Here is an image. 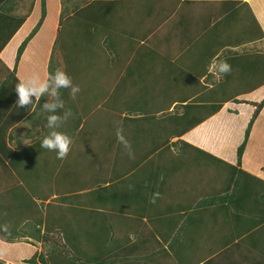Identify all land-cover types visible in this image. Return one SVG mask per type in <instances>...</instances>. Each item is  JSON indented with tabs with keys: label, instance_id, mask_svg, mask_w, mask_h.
Returning <instances> with one entry per match:
<instances>
[{
	"label": "crops",
	"instance_id": "0c3cea01",
	"mask_svg": "<svg viewBox=\"0 0 264 264\" xmlns=\"http://www.w3.org/2000/svg\"><path fill=\"white\" fill-rule=\"evenodd\" d=\"M241 1L245 2V0ZM46 2L47 5H49V0H46ZM134 2L135 0L132 2L122 0L121 2L117 3V9L122 11L121 14L118 11L119 18H123L131 11L135 12V9H131ZM180 3H182V0H178L177 3H174V6L179 7L181 6ZM6 4H8V7H6ZM247 5L249 8H252L250 2ZM47 8V13L49 14L50 8ZM137 11L139 12V7ZM252 11L254 12L253 19L255 20L256 30L254 37H252L250 34L252 24H247L245 19L242 17V14L235 20L233 18H231V20L226 19L227 21L225 20L223 23L216 26V30H218L216 38L218 39L219 43L216 45V47H214L216 52L212 56L213 59L210 61L211 65L214 61L218 62L216 61V58L220 56H238V59L242 58L241 61H236L234 63L235 65L233 64V71H231V73L229 72V75H232V77L233 75H237L236 78L242 84V87L240 89L236 88L237 91L230 96L229 102H226L218 112L214 113L213 115H210L209 113L204 114L205 118L203 122L195 128L189 130L183 137L185 141L208 150L209 152L214 153L215 155L227 160L232 164L237 163V147L239 146L237 144L239 141H241V138L244 137V131L248 125V122L250 121L252 114L254 113L256 107L255 104L261 102L264 98V83L259 85L256 84L264 81V76L261 75L262 72L259 71L261 66H264V13L262 12L259 14L255 10ZM0 13L1 43L5 41L2 35V32H4L3 27H6L7 25L10 26L9 23L12 22L15 26L19 25V28L12 34L10 38L6 40L7 42L5 46L0 48V195L4 194V185H6L7 181L12 178L10 176L12 171L14 177L13 180H18L20 184H24L28 187L31 186L33 188L30 193L33 195L32 198L34 200L41 202L44 200V196H46V202H51L53 205L56 203L60 204L63 203V201H60L59 198L64 197L67 194L72 195V193L62 191L63 194H61L59 192L60 190L56 188L52 189L49 193H44L46 190L52 188L50 184L43 186V190H40L38 189L40 182H35L31 185H28L25 181L28 177L31 180H34L31 174L35 170H44L43 164L42 167L40 165V159H42L43 162V154L45 153V149L40 147V142L43 138L50 136L52 133V131L49 130L51 127L46 126L45 124V119L48 117L44 116V109L46 104H50L53 95L49 97L50 99H48V101L45 100L47 92L41 95L39 99L33 95L32 97L34 100L31 99V104L25 105L23 107H17L16 101L18 100V94L15 92V86L19 82L13 79L14 77L12 75V72H14L19 81L23 79L27 84L32 76L38 75V69H41L40 71H42V68H44L46 70L44 72L45 75L43 78L39 77V79L43 82H48L47 67L49 56L46 57L45 65L42 64L43 67L37 68L36 72L32 62L38 53L35 52V44L37 43V40L39 39L46 22L48 23L51 18L47 17L48 14L46 15V20L44 19L45 22L43 21L42 23L43 27L39 32L33 35L25 47L20 59L17 61L16 57L19 46L31 33L32 29L40 19L42 13L41 0H3L0 2ZM12 17L15 18L14 21L11 20ZM21 20L24 21L22 22ZM236 22H238V25ZM50 23L52 24V22ZM118 25L119 23L116 26L118 28L117 30L124 34L125 30H122ZM7 31H10V29ZM202 42L203 41L200 40L198 44H203ZM198 47H203V45ZM49 52L50 51H48L47 54H49ZM243 63L245 66L242 65ZM252 68L255 69L253 77L248 78L242 73L244 71L247 72ZM208 72L212 73V76L209 78V86L211 88H215L214 85L219 87V84H221L226 77L223 76V74L218 73L220 78H216L217 80H214L213 76L217 73L210 72L209 68ZM234 107L238 108L239 112L236 110L233 111L232 109H235ZM263 117L264 107L260 111L258 118L253 124L254 131L252 135L250 134L251 138L243 153L241 163V167L244 170L251 172L262 180H264V158L261 152L256 149V147L259 146H254V136L255 130H257V123ZM239 129H243L242 132L238 131ZM183 138L181 136V139ZM190 139H193L194 142H192ZM72 140L74 143V137ZM72 148L73 144L70 146L69 153L71 152ZM93 149L100 150L99 153L95 154L96 160L93 164L89 165L90 163H86L89 165L83 170H87L85 171L86 175L84 176V183L86 186L85 189L78 190V192H90L93 190V188L107 186L110 183V185L112 184V187H114L116 190L124 188L128 189L130 187L132 191H134L135 196L130 205L126 207H123L122 205L118 206V209L113 211L107 206H105V208L102 206V212H100L98 215H95L94 220L91 219L89 223L85 221L86 219L84 221L75 220L76 218H85L86 213H84V211L77 212L75 215L76 217L68 215L67 221L69 225H72V227L76 228L75 230L77 231H75V233L79 234L84 231V239L81 249L86 251L85 253L87 256L89 255L91 258L95 257L102 259V264H155L150 255V253L153 251L152 249L156 247V240L153 235L157 234V232L166 234L170 233V237L166 242H164V248H169L170 240L175 232L179 228L181 229L188 226L187 222L185 223L186 214L194 210L198 200L210 195L208 192L206 193V190L204 189V186L207 185L201 181V183L199 182V186L196 185V188L190 187L184 192L178 188L177 191L170 190L169 195L164 197L166 198L167 203L170 205H164L161 202L162 197H159L161 194L156 199V202L152 203L151 200L153 198V194H155V191L153 189H148L151 187L154 188L157 186V184L153 180L149 182L150 176H141L140 174L138 177H133L129 181V178L138 172L136 169L137 165H144L146 162L148 163V161H146L147 157H142L141 159L137 160L134 162L133 166H131L132 162L130 164L127 163V169H119L118 165L122 163H115L109 171L108 163L106 162V159H104V154L107 152L105 148H101L99 145H96L93 147ZM223 149L227 152L232 151L231 155H229L227 152H223ZM251 154L255 155L252 162L249 161ZM99 155H102L103 161H101ZM52 159L54 160L53 155ZM140 160L143 162L140 163ZM57 164V162H52V164L49 165L46 170L52 171V169L59 168ZM95 166L100 168L96 169ZM153 167L155 170L149 172V174L154 175L153 172H157V174L152 177H156L157 180H161L162 166L153 165ZM6 169H9L8 172L10 173L5 172ZM108 172L111 173L110 177H108ZM227 176L229 175L225 171H220L212 167V178H214V180H219V178L228 179ZM88 179L89 182L87 184L86 181ZM214 180L211 181V186H213ZM145 181H148L149 184L145 183ZM69 182L74 181L70 180ZM215 184L218 186L219 183ZM51 185L54 187L56 182L51 183ZM199 187H202V190L199 189ZM180 190L181 192H179ZM145 191L151 192L147 194ZM179 193L183 194V198L178 196ZM213 194L219 195L220 191L218 189H213L212 195ZM74 200L77 202L81 201L80 199ZM57 209L58 207L54 208V206H52L51 211L46 210V212L39 216L42 217V219L38 218V223H42V226H39V228H41V232H46L47 230L44 223L46 221L45 217L47 214L51 212V215L49 216L50 218H58L59 215H56L58 214L56 211L59 210ZM17 211H19V209ZM169 212L171 214H168ZM207 221L204 222L205 225L201 226L204 234L201 237L192 236L191 239L194 238V241L188 240L189 242H185L184 247L186 248L182 250L186 251V255L189 250L199 249L197 252L198 254L200 250H202V253H205L202 255V258H199V255L195 254L193 256L182 258L183 260H178V262L174 252L169 249L168 255L161 259L162 264H208L209 261L223 255H225L223 256L225 258H229V260L234 259V261L238 264H264V222L261 223L257 228L245 230L247 228L244 227L241 229L244 230L241 235L235 238L233 241L228 244H224L222 242L214 250H210L212 241L216 240L215 236L217 234L224 235L228 232L230 234L235 232L231 230L230 227H227L229 226V223L227 222L224 215H220L218 219H211V222L215 221L216 223L214 226H222L221 231L206 233L203 228L206 226ZM82 225H84V227H82ZM246 227L248 226L246 225ZM168 228H170L171 231H169ZM191 228L193 227H189V235L194 233L196 234L195 230L197 231L200 229L198 227L193 231ZM101 229H104V232H101ZM106 231L108 232L107 235L105 234ZM229 233L228 235H230ZM104 234L106 236L105 239L102 238V235ZM253 234L260 235L259 240L257 241V248L255 246H250L247 243L250 237L255 236ZM203 238L208 239L209 243H203ZM37 244L43 245V242H36L35 244L24 241H18L14 243L6 242L5 245L3 244L0 246V256H2L1 259L5 260L6 264H13L10 261L11 259H9L10 254L7 248L21 249L22 252L20 257H23L24 255H22V253L25 251L29 252V248L32 249L36 247L34 245ZM252 247L254 250H261V252L254 254V259L251 256L253 254ZM203 249L207 250L204 251ZM144 253L147 255V258H143L145 255ZM5 257H8V259H5ZM20 257L18 260H21ZM223 260V263L225 264V259ZM90 264H96L95 260L92 259ZM212 264H219V262Z\"/></svg>",
	"mask_w": 264,
	"mask_h": 264
},
{
	"label": "rangeland",
	"instance_id": "374dc122",
	"mask_svg": "<svg viewBox=\"0 0 264 264\" xmlns=\"http://www.w3.org/2000/svg\"><path fill=\"white\" fill-rule=\"evenodd\" d=\"M81 1L82 0H49V5H47L48 1L46 2V14L44 16V19L48 14L47 7H49L50 13L47 15V17H50L51 20L50 21L47 20L49 22L48 23L46 22L42 30V33L39 39L37 40V43L35 44V52L38 53L34 61L32 62L34 65V70L36 72L37 68L43 67L42 64L45 65L46 57L49 56L47 73L50 82L49 81L47 82L49 84V89L48 91H46L47 92V95L45 96L46 101L50 99L49 97L52 95V89L55 87L54 84L55 74L54 72L52 73L51 71L52 69H55V73H56V71L60 69L66 72V69L69 66V55L65 54V50L68 51L67 47L73 45V44L72 45L67 44L66 39L61 38L62 36L59 37L60 34L59 29H62L60 21L64 17L67 18L71 14V11L73 10L74 7L73 5L80 4ZM83 1L87 3L89 2V0H83ZM127 1L132 2L134 0H127ZM177 2L178 0H135L131 8V9H135V12L131 11L129 14L123 17L124 19L117 18L115 21V25L117 26V24L119 23L118 26L122 30H125L126 32L124 36L119 35L120 36L119 42H121V44L117 51L118 53H116V47L115 49H110L107 47L105 48L106 54L103 56L102 54H100V57H98L97 51H95L93 45L91 44L87 45L86 43L84 44L85 48H83L84 50L83 53L77 54V51H74L75 53H73L74 54L73 58L76 62L74 61V63H70V64L73 66H77V63H79L80 65L86 67L87 72H85L86 74L85 76H87L88 73L89 74L91 73V68L93 67H95L97 71H100L102 69L101 71L102 73H104V69L106 68V66H108L107 73L104 76L106 77L107 81L104 84L105 86H101L100 88L103 91V93L101 94L105 96L104 98L101 99V94H99L97 95L98 98H96L91 94V92H88L85 96V94L81 93L80 91L77 94L76 98L73 99L71 97V88L64 89L65 92L59 93L57 104L62 106L58 108L65 111L57 112L55 114L57 115V117L59 116L58 117L59 119L55 124L51 126L49 130L52 132H57V131L64 132L67 135H69L71 139H73L74 137V143L72 142L74 151L72 153L70 152L64 159H58L54 151H49L45 149V153L43 154V162L42 159H40V165L42 167L43 164L44 170H40V171L35 170L31 174L34 180H31L29 177L25 180L28 185H31L35 182H40L38 189L43 190L44 188L43 186L50 184L52 188L46 190L44 193H49L52 189L55 188L61 189L59 188V186L61 185L65 186L66 190H68V187L75 188L76 186L78 187L86 186L84 183V176L86 175L85 171L87 170L85 171L83 170L84 168H87L89 165L95 162L96 160L95 154L99 153L100 149L94 150L93 147L97 145L95 144L97 140H99L100 138L103 139V137L105 138L107 136V134L104 133L107 130L109 132V135L113 137L112 144L110 143L109 146V151L105 152L106 154H104V159H106V162L108 163L109 171L111 170L113 164L115 163H119V162L122 163L118 165V167L119 169H125L126 166H128L127 163L130 164L132 162L131 166H133L134 162H136L137 160L141 159L142 157H147L146 161H148V163L146 162L144 165L143 164L137 165L136 169L138 172L134 176H131L129 178L130 181L133 177H138L140 174L141 176H154L155 174H157V172H153L154 175L149 174V172L155 170L153 165L159 166V163L163 165V167H161V175H162L161 180L160 179L157 180L156 177H153L152 180L156 182L157 186H155L154 188L151 187L148 190L153 189L155 191L154 193H159V195L161 194L159 197H162L161 202L164 205L169 204L167 203V200L164 197L166 195H169L170 190L177 191L178 188L181 189L182 192H184L187 191L190 187L196 188V185L199 186L201 181H203L204 184H208V183L211 184V180H214V178L210 177V175H207L206 173L203 175L202 173L200 176L202 175L203 176L198 177V175H195V171L193 170V168L192 169L189 168L191 164L190 152L185 151L186 152L185 154H179L182 147L181 146L182 144L180 142L181 137H178L179 139H177L176 137H172L176 132L182 131L189 124L188 117H185L186 121L176 123L177 114L178 115L182 114L183 108L182 105H180V102L176 103L175 101L184 100L186 98L195 95L197 96L200 93L199 91L204 89L202 87L203 84L209 85L208 84L209 79L201 77L202 79H200V81H197L198 79L195 80L194 78H189L190 73H192L193 71L192 69L189 70L186 68L189 65L182 64L180 67L179 65H177L175 66L177 70H174L173 65H171L170 63H166L170 55H169V51L166 50L165 48L161 49L156 57H154V54L153 55L150 54L151 50L154 48L153 46L155 45L157 38L164 39V42L168 41L174 34V32H172L171 30L172 26L179 25L178 21L180 19L176 15V11L178 10V7L174 6V3ZM245 2L248 3L250 2L252 6V8L250 9L255 10L259 14L262 12L264 13V0H245ZM6 7H8V4H6ZM138 7L140 9L139 12L137 11ZM118 11L120 12V14L122 13V11L120 10ZM252 13L254 12L252 11ZM242 17L245 19V22L247 24H252L250 34L252 37H254L256 33L255 20L245 10H242ZM41 18H42V13L40 19L38 18L39 20L37 24L39 23ZM44 19L42 20V23L43 21L45 22L46 19L45 20ZM50 22H52V24ZM37 24L35 25V27L37 26ZM236 24L238 25V22H236ZM42 27L43 26L41 25L40 28L37 30V32H39ZM98 28L100 30L101 26L99 25ZM148 31L152 32V34L155 33V42L153 45H151L149 41H146L145 46H141L138 40H140L142 37H146L147 39L149 38L153 39L152 38L153 35L148 33ZM37 32H35V34ZM94 35L97 36V34ZM63 41H66L65 46L63 45ZM48 51H50L49 54H47ZM131 59L138 61L137 64H135V62L132 63L131 69L133 68H135L133 70L145 69L146 66L148 65V67H150V71L147 72L143 71L141 74L142 77H139L137 79V83L135 85L130 86L128 84V85H124V87H120L123 85V81H122L123 75L127 73L128 70L127 68L130 69L129 61H131ZM180 63L187 64V62L181 60ZM40 70L39 69L37 70L38 76L43 78L45 75L44 72L46 70L44 68H42V71ZM242 73L248 78L254 76L253 74L254 72L251 69L248 70L247 72L244 71ZM226 76L227 77L224 78L223 82L219 85V87H217V85H214L215 88H211V91L205 92L204 95L209 94L212 97L215 98L221 97L222 99L230 98V96L234 94L237 91V89H240L242 87V84L236 78L237 75H233V77L232 75H226ZM176 78L178 79V81L176 80ZM216 78H220V75L218 73L213 76L214 80H217ZM72 81L74 85L80 84L77 78H73ZM112 94L115 95L113 98H111ZM91 95L93 98L92 101H91ZM96 99H99L98 104L97 102L95 103L94 101ZM133 101L139 102L138 106H140V109H143V111L140 110L142 117L138 119H132L131 121L126 120L127 117L125 116L126 114L125 111L128 110L129 104ZM214 101L215 100H211L210 102H212V106L204 107V109L205 110L211 109L213 105L216 103ZM105 103L110 104L109 105L110 107L106 108L104 105ZM145 109L146 111L144 112ZM161 109H163L164 111H162ZM44 110H45L44 116H46L47 112L49 113V109L45 108ZM69 110L72 111L73 118L70 116H66ZM232 110L233 111L236 110L237 112H239L238 108ZM224 111L227 112L226 110ZM207 112H211V111H207ZM79 114L80 117L83 118L84 130L83 133L81 134L82 136H80V133L77 134L75 130L74 119H76L75 115H79ZM60 115H61V119H60ZM147 115L148 116L154 115V116L148 117ZM169 116H171V119H169ZM118 128L123 130V134L125 138L130 143L132 152L134 153L133 157H129L127 152L124 150L123 146L118 141L116 135ZM243 129H239L238 131L242 132ZM256 129L257 130H255V136H254V140H255L254 146L256 145L259 146L256 147V149L259 152H261L264 158V117L258 121ZM89 130L91 131V133L89 132ZM253 131H254V126L252 127L251 135ZM187 132L182 134V138ZM90 136L93 137L90 138ZM190 140L194 142L193 139ZM242 140L243 138H241V141ZM181 141H184V138ZM241 141H239L237 145H239ZM232 144H233V140H232ZM222 151L227 152L224 149ZM229 152L227 153L231 155L232 151ZM52 155L54 156V160L52 159ZM99 156L101 161H103L102 155ZM254 156H255L254 154H251L249 160L250 162L253 161ZM52 162L54 163L57 162L58 163L57 166L59 168L52 169V171L46 170L49 167V165L52 164ZM87 162L90 164L89 165L86 164ZM141 162L143 161L140 160V163ZM95 167L96 169L100 168L97 166ZM108 175H109L108 177H110L111 173L108 172ZM221 179H225V178H221ZM70 180H73L74 182H69ZM55 182L56 185L53 187L51 183H55ZM88 182L89 179L86 181V183L88 184ZM215 183L216 180L213 186L215 185L217 186V184ZM23 186L27 187L24 184ZM208 187L209 186L205 187L204 189H208ZM232 188H234V184H232ZM199 189L202 190V187H199ZM181 190L179 192H181ZM27 191L30 192L29 189H27ZM145 192H147L148 194L151 191H145ZM145 192H141V193H145ZM26 193H24L25 196H27ZM178 196L183 198L182 193H179ZM26 200H27L26 198L25 199L20 198V200H18L16 195L15 197H12L7 194H2L0 195V207H3L5 209L3 212L4 215L13 214L14 209L15 210L19 209V216L16 215L15 217L17 218L21 217L23 221H25L27 215H30L32 212L29 210L34 211L36 209V207L33 206L32 202ZM44 206L46 208L45 202H44ZM168 214L171 213L169 212ZM38 218L42 219V217H37V219ZM187 220L188 219L185 217V223ZM36 222L35 223L32 222L30 224L36 226ZM215 224H216L215 221L211 222V220L208 219V221L206 222V226L203 228V230L206 233L221 231L222 226H214ZM38 225L42 226V223L41 225L38 223ZM30 228H32V226H30ZM199 228H200L199 230L197 231L195 230L196 234L194 233L191 234L190 236L201 237L204 234V232L202 231L201 226ZM168 230L171 231L170 228H168ZM183 232L184 230L179 228L175 232L173 237L177 235L179 236L180 233ZM253 235H258V234H253ZM215 237L216 240L212 241V246L210 250L212 249L214 250L220 243L223 242V238H222L223 235L217 234ZM0 241H1L0 246L3 244L5 245L6 243L5 241H2L1 239ZM202 242L208 244L209 240L203 238ZM34 246L36 247L32 248L33 250L27 247L29 248L30 251L29 252L25 251L24 253H22V255H24L23 257H20L22 252L21 249L7 248L10 254L9 257V259H11L10 261L13 264H27L24 262V259L31 258L35 253V251L46 253L54 248V245L50 243H43V245L37 244ZM203 250L206 251L207 249H203ZM198 251L199 249L189 250L187 252V256H193L195 254H198L197 253ZM252 251H253L252 255L250 252L249 253L254 259L255 257L254 254L260 252V250H254L252 247ZM183 253L185 255L186 251H183ZM204 254L205 253H202V250H200L198 254L199 258H202V255ZM19 257L21 260H18ZM1 258L2 256H0V259ZM5 259H8V257H5ZM232 260L234 261V259ZM3 261L5 262V260ZM228 264H230L229 259H228Z\"/></svg>",
	"mask_w": 264,
	"mask_h": 264
},
{
	"label": "trees",
	"instance_id": "16d2710c",
	"mask_svg": "<svg viewBox=\"0 0 264 264\" xmlns=\"http://www.w3.org/2000/svg\"><path fill=\"white\" fill-rule=\"evenodd\" d=\"M2 1L3 0H0V2ZM121 1L122 0H89V2L87 3L82 0L80 4L73 5V10L67 18L64 17L60 21L62 29H59V37L62 36L61 38H65L67 44H73L72 46L67 47L69 53L65 50V54L69 55V66L67 67L66 72L69 74L72 80L73 78H77V80H79L80 84L76 85L80 87L81 93L85 94V96L88 92H91L94 97L98 98L97 95L103 93L102 89L100 88L101 86H105L104 84L107 81L106 77L104 76L107 73L108 66H106V68L104 69V73H102V69L100 70V72L97 71L95 67H93L91 68V73H88L87 76H85V72H87L86 67L80 65L79 63H77V66H73L70 64L74 63L75 61L73 58V53H75L74 51H77V54L83 53L85 43L87 45H93L95 51H97L98 57H100V54H102V56L106 54L105 48L107 47L110 49H115L116 47V53H118L117 51L121 44V42H119V35L124 36V34H126L125 32L123 34L119 30H117L118 28L115 25L116 19L119 18L117 3ZM41 10V20L18 48L16 57L17 61L20 59L28 42L42 25V20L44 19V16L46 14V0H41ZM242 10L247 11L249 15H252V17H254V14L250 12L251 10L248 7L247 3L241 0H182L181 6H179L178 10L176 11V15L180 19L178 21L179 25H173L171 29L172 32H174L173 36L170 38L169 35L170 39L165 42L164 39L157 38V41L153 46L154 48L151 50L150 54H154V57H156L158 52L161 49L165 48L169 51L170 55L169 57L167 56L168 60L166 63H170L171 65H173L174 70H177V68L175 67L177 65H179V67L182 64L189 65L186 68L189 70H193L192 73H190L189 78H194L195 80L198 79L197 81H200V79H202L201 77L209 79L212 76V73L208 72V68L210 65V61L213 59L212 56L216 52L214 47H216V45L219 43L218 39L216 38L218 32V30H216V26L223 23L226 19H237L242 14ZM14 19V17L11 18V20L13 21ZM21 21L23 22L24 20ZM9 24L10 26L7 25L6 27H3L4 32H2V35L5 41L3 43H0V48L5 46L7 42L6 40L10 38L12 34L19 28V25L15 26L13 22ZM99 25L101 26L100 30L98 28ZM9 29L10 31H7ZM148 33L152 34V32L149 31ZM94 34H97L98 37ZM152 35L153 39L142 37L140 40H138L139 44L141 46H145L146 41H149L151 45H153L155 42V33H153ZM200 40L203 41V44H198ZM66 41H63L64 46ZM200 45H203V47H198ZM180 60L187 62V64L180 63ZM241 60L242 58L238 59V56H220L216 58V61L218 62L226 61L227 63H229L231 65V71H233V66L235 65L234 63ZM134 62L135 64L138 63V61H135L134 59H131V61H129L130 69L132 63ZM242 65L245 66L244 63ZM127 69V73H125L122 77L123 85L120 87H124V85L128 84L130 86L135 85L137 83V79L139 77H142L141 74L143 71H150V67H148V65L145 69ZM251 70L253 72L255 71L254 68H252ZM259 71H261V75L264 76V66H261ZM51 72H54L55 74V69H52ZM12 75L14 77L13 79L19 82L14 72H12ZM226 75H229V73L223 74V76ZM176 80L178 81L177 78ZM263 83L264 81L256 84L259 85ZM202 87L204 89L201 88L203 90H200V93L197 96L195 95L184 100L175 101L176 103L180 102V105H182L183 108L182 114H177L176 123L184 122L186 121L185 117H188L189 124L182 131L176 132L172 137H181L182 134L191 130L192 128H195L203 122L205 118V112L213 115L214 113L218 112L226 102H229V98L222 99L221 97H212L209 94L204 95L205 92L211 91V87L207 84H203ZM62 92H65V90L59 89L57 91V95L52 97L50 104L57 103L59 93ZM92 95L91 101L93 99ZM104 96L105 95L101 94V99L104 98ZM111 96V98H113L115 95L112 94ZM31 99L34 100L33 97H31ZM211 100H215L214 102L216 103L211 109L205 110L204 107L212 106V102H210ZM94 101L98 104L99 99H96ZM138 103L139 102L133 101L129 104L128 110L125 111L126 114L124 113L127 117L126 120L131 121L132 119H138L142 117L140 110L143 111V109H140ZM104 105L106 108L110 107V104L105 103ZM255 106L256 107L254 113L252 114L250 121L248 122V125L244 131L243 140L237 147L236 164H232L212 152L195 146L185 140L181 141L182 139H180L182 147L179 154H185V151L191 153V164L189 163V168H193V170L195 171V175H198V177H202L206 173L207 175H210V177H212L213 167L220 171H225L229 176H227L228 179L225 180H220L221 178H219V180H216V183H219L218 186L215 185L211 187L210 184H205L209 186L208 189L205 190L206 193L208 192V194L210 195L198 200L194 210L186 214V218L188 219L186 221L188 224L187 229L181 228L182 230H184L183 233H180L179 236H172L169 243V248H164V242L168 240L170 234L157 232V234L153 235L156 240V247L152 249L153 251L150 253V255L155 264H162L161 259L165 258L168 255L169 249L174 252L177 261L183 260L182 258L187 257L186 254L184 255L182 250L185 249V242H187L188 240H193V238L191 239V236L189 235V227H193L191 229L194 231L196 228L205 225L204 222L208 219H218L220 215H224L226 217V220L229 223V227L235 233L230 234L228 232L230 235H228V233L224 234L222 237L224 244H228L235 238L240 236L243 232L241 229H243L244 227L247 228L245 230H248L250 228H257L261 223L264 222V180L256 177L254 174L244 170L241 167L242 156L248 145L253 124L258 118L260 111L264 107V98L261 102L255 104ZM161 110L164 111L163 109ZM62 111L64 112L65 110H61L57 107L53 111L49 110V113L47 112L46 116L49 118L50 116L55 115L57 112ZM145 111L146 109L144 110V112ZM75 116V130L77 134L80 133V136H82L81 134L84 130L83 118L80 117V114ZM152 116L154 115H150L148 117ZM48 118L45 119L46 126H48ZM169 119H171V116H169ZM89 132L91 133L90 130ZM104 133H106L107 136L105 138L103 137V139L100 138L96 141L95 144L99 145L101 148H105L106 151H109V146L110 143L112 144L113 137L109 135L108 130ZM92 137L93 136H90V138ZM73 151L74 148L71 149V152ZM161 166L163 167V165ZM8 171L9 169H6L5 172ZM202 173L203 175L200 176ZM10 176L12 178L7 181L6 185H4L3 193H6L7 195L12 197H15L16 195L18 200H20V198H26V201L32 202L33 206H35L36 209L34 211L29 210L32 211L31 214L27 215L25 221H23L21 217H15L16 215L19 216V211L14 209L13 214L4 215L3 212L5 209L3 207H0V239L2 241L9 243L24 241L31 244H35L36 242H43L54 245V248L49 252H35L31 258L24 259V262L27 264H90L92 259L95 260L96 264H102V259L95 257L91 258V256H87V254L85 253L86 251H83L81 249L84 239V231L82 230L83 232L76 234V228L72 227V225H69L67 221L68 215L76 217L75 215L77 214V212L84 211V213H86V217L76 218L75 220L84 221L86 219L85 221L89 223L91 219L94 220L95 215H98L100 214V212H102V206L104 208L105 206H107L112 211L118 209V206L121 205L123 207H126L131 204L135 196L134 191H132L130 187L128 189L124 188L116 190L114 187H112V184L110 185L109 183V185L107 186H99L98 188H93V190L90 192H78V190L85 189V186H76L75 188L68 187V190H66L65 186L61 185L59 186V188L61 189H58L60 190L59 192L61 194H63V192H69L72 193V195L67 194L64 197L59 198V200L63 201V203H56L55 205H53L51 204V202H46V196H44L45 198L41 202L34 200L32 198L33 195L27 191V189L32 191L33 188L31 186L24 187L18 180H13L14 177L12 171ZM152 178V176L149 177V182L152 180ZM145 183H148V181H145ZM232 184H234V188H232ZM207 186H204V188ZM213 189H218L220 191V194L212 195ZM24 193H26L27 196H25ZM74 199H80L81 201L77 202ZM44 202L46 204V208L44 206ZM52 206H54V208L58 207L57 210L59 211H56L58 212V214L56 215L59 216L56 219L49 217L51 215V212L47 214V216L45 217L46 221L44 222L47 230L46 232H41L37 217L46 212V209L47 211H51ZM32 222H36V226L31 225L30 223ZM29 225L32 226V228H30ZM246 225L248 227H246ZM82 227H84V225H82ZM100 231L104 232V229H101ZM107 233L108 232L106 231L105 234L107 235ZM105 234L102 235V238L104 239L106 237ZM259 237L260 235L250 237L247 243L250 246H255L257 248V241L259 240ZM223 256L216 257L215 259L209 261L208 264H212L215 262L224 264L223 259H225V264H228L229 258H225ZM143 258H147V255L145 254ZM229 262L230 264H238L231 259L229 260ZM0 264L6 263L0 259Z\"/></svg>",
	"mask_w": 264,
	"mask_h": 264
},
{
	"label": "clouds",
	"instance_id": "9594fccd",
	"mask_svg": "<svg viewBox=\"0 0 264 264\" xmlns=\"http://www.w3.org/2000/svg\"><path fill=\"white\" fill-rule=\"evenodd\" d=\"M210 72H215L219 74H227L231 72V65L226 61L213 62L209 66ZM54 84L55 87L52 89V95H57L58 89H67L71 88V97L73 99L76 98L77 94L81 91L78 85H74L72 78L69 74L63 70H57L54 76ZM49 84L47 82H43L39 79L38 75H34L29 79V82L26 84L24 80H20L19 83L15 86V92L18 94V100L16 101L17 107H23L25 105H29L32 103L31 97L35 95L38 99L41 95H43L46 91H48ZM57 103L46 104L45 108L50 111L55 110L57 107H60ZM66 116H73L71 110L66 114ZM59 118L56 115H52L48 118V126L51 127L53 124L57 122ZM117 139L120 144L123 146L124 150L127 152L129 157H133L134 153L132 152L131 145L128 140L125 138L123 134V130L117 129ZM72 144V139L69 135L64 132L57 131L52 132L50 136L45 137L40 142V147L43 149H47L49 151H54L57 155L58 159H64L70 150V146ZM159 193L153 194V198L151 200L152 203L156 202Z\"/></svg>",
	"mask_w": 264,
	"mask_h": 264
}]
</instances>
